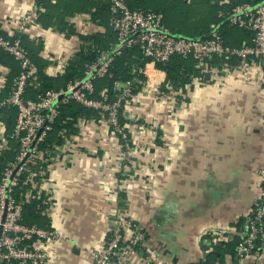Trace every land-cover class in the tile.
I'll list each match as a JSON object with an SVG mask.
<instances>
[{
  "label": "crops",
  "instance_id": "1",
  "mask_svg": "<svg viewBox=\"0 0 264 264\" xmlns=\"http://www.w3.org/2000/svg\"><path fill=\"white\" fill-rule=\"evenodd\" d=\"M37 1L0 0V32L10 34ZM43 1L65 25L37 18L23 35L54 77L91 45L80 35L113 29L108 0ZM175 1L145 0L140 8L165 15ZM224 64L193 61L179 85L161 72L160 84L136 89L119 112L128 146L100 115L80 117L58 144L32 153L25 196L41 199L47 224L60 231L59 239L34 240L45 264H91L86 249L103 246L118 216L131 221L128 234L143 235L138 256L124 264H264V249L246 257L229 251L264 189V72L251 60ZM9 74L0 62V98ZM3 128L0 120V152Z\"/></svg>",
  "mask_w": 264,
  "mask_h": 264
},
{
  "label": "built area",
  "instance_id": "2",
  "mask_svg": "<svg viewBox=\"0 0 264 264\" xmlns=\"http://www.w3.org/2000/svg\"><path fill=\"white\" fill-rule=\"evenodd\" d=\"M108 1L109 25L116 34L115 42L99 50L91 62L84 64L82 77L70 80L64 89L46 90L36 99L23 97L28 82L36 79L37 67L21 39L24 31L36 24L37 8L23 14L10 34L0 33V49L12 56L20 66L10 94L0 101L1 106L16 107L13 135L19 143L15 160L8 164L0 182V264H45L46 253L35 248L33 241L60 238V231L56 228L22 223L21 203L12 198L11 191L27 169L32 153L38 148L37 144L51 129L61 104L73 100L81 106L99 111L103 120L128 146L129 134L119 121L120 108L124 101L133 97L136 85L148 88L163 81L159 74L165 71L155 67L157 62H165L172 55L190 57L202 66L214 57L225 64L233 59L242 62L251 60L258 63L264 72V0L256 4L236 3L225 13L228 26L251 33L250 41L243 42L239 47L226 45L219 27H212L206 37L187 38L172 33L160 12L131 8L127 0ZM133 46H137L143 57L147 58L143 67L132 70L142 74L143 78L137 75L125 82L115 80L112 84L115 97L112 100L107 96V88L100 91L99 97H94L95 80L108 73L113 59L122 48ZM149 67L157 72L153 79L149 77ZM130 227L128 218L118 216L103 246L86 249L91 264H124L137 257L143 235L141 232L128 234ZM258 248L264 249V189L259 202L246 217L244 233L234 245L235 253L240 257L249 256Z\"/></svg>",
  "mask_w": 264,
  "mask_h": 264
},
{
  "label": "trees",
  "instance_id": "3",
  "mask_svg": "<svg viewBox=\"0 0 264 264\" xmlns=\"http://www.w3.org/2000/svg\"><path fill=\"white\" fill-rule=\"evenodd\" d=\"M210 6V16L209 21L206 22L202 27L193 26L192 16L187 19L188 21L178 20L176 14L174 15L173 10L175 5L173 3L167 4L165 15H163L164 23L169 27V30L179 36L187 38H201L206 37L212 27H219L226 45L230 47H239L243 42H249L251 33L227 25L225 20V13L236 3L248 2L251 4L259 3L261 0H228L222 3H215L211 0H207ZM128 5L131 8H140L145 0H127ZM182 2V1H181ZM183 3V2H182ZM169 6L170 9L168 8ZM41 7L45 8L44 12H41ZM222 9L223 11L216 12V8ZM106 9V8H105ZM107 9L109 13V1L107 3ZM43 10V9H42ZM37 11H38V22L42 24H55L63 26L64 15L55 16L54 13L50 10L43 0L37 1ZM160 12V9L153 10ZM216 12V13H215ZM162 13V12H161ZM188 13V11L186 12ZM208 17V15H206ZM98 17H94L96 19ZM109 19V17H108ZM63 24V25H62ZM168 24L182 25L187 24L189 30L185 33L173 31L172 27ZM211 25V26H210ZM2 33V32H0ZM3 34V33H2ZM105 36L100 35H80V38L84 41L90 40L91 45L87 50H82L75 61H72L65 68L64 74L57 76H49L45 72L46 62L38 56V46H35L33 43L25 40V36L22 35V44L28 50L30 59L37 67L36 79L28 82L23 97L28 99H36L38 94L45 92L46 90H60L66 88L67 83L74 78H80L83 76V68L85 63L91 62L97 52L101 49L108 48L109 45L116 40V34L110 30ZM147 58L143 57V54L137 46L125 47L120 50V53L115 56L113 59L108 73L97 80L94 83V97H99L100 91L103 88H107V96L109 100H112L115 97V92L112 91V84L115 80L127 81L132 79L135 76L143 78L142 74L133 72V69H138L143 67ZM193 59L183 58L179 55H172L165 62H157L155 67L165 71L167 84L169 85H179L181 80H186L187 75L190 73L193 66ZM0 62L8 65L10 67V74L7 77L5 87L3 89V96L0 98V101L3 98H6L10 94L11 87L13 85V79L17 76L20 71V66L16 60L13 59L8 53L0 49ZM195 62V61H194ZM140 88L139 85L134 87V91ZM17 110L13 105L10 106H1L0 105V120L3 124V130L6 137L7 148L0 152V182L3 177V173L7 168L8 164L15 160L19 143L18 140L14 137V127L16 122ZM100 116L99 111L81 106L77 102L70 100L65 104H61L59 114L51 124V129L46 133L45 137L37 144L39 149L49 148L53 143L58 144L61 140V136L67 132L71 131L74 128V125L77 123L80 117H86L91 119H98ZM120 124L123 125V118L121 114L119 115ZM26 173L23 172L17 181V183L12 187L11 195L16 202L21 203V222L26 225H37L41 228H48L49 225L45 220V215L42 214V200L35 199L33 192L30 194L31 198L27 200L26 198ZM220 242L219 246L215 245L216 253H219L222 244ZM236 242L230 243V252H235L234 245ZM233 244V245H232ZM207 263V261H203ZM201 263V262H199ZM195 263V264H199ZM208 264H213L209 263Z\"/></svg>",
  "mask_w": 264,
  "mask_h": 264
},
{
  "label": "rangeland",
  "instance_id": "4",
  "mask_svg": "<svg viewBox=\"0 0 264 264\" xmlns=\"http://www.w3.org/2000/svg\"><path fill=\"white\" fill-rule=\"evenodd\" d=\"M175 1V0H174ZM184 1V0H183ZM173 3V2H172ZM207 0H188L186 4L182 5L181 0H177L174 2L175 8L173 10L174 15L176 14V18L178 20L188 21L190 16H192L193 26L202 27L206 22L209 21L210 16V6ZM184 6V7H183ZM188 11V13H186ZM208 15V17H206ZM172 27L173 31L185 33L188 31L189 26L187 24L182 25H174L168 24ZM237 28V27H235ZM228 243V241H226ZM34 244V241H33ZM217 245V243H215ZM35 248H39L34 246Z\"/></svg>",
  "mask_w": 264,
  "mask_h": 264
},
{
  "label": "bare ground",
  "instance_id": "5",
  "mask_svg": "<svg viewBox=\"0 0 264 264\" xmlns=\"http://www.w3.org/2000/svg\"><path fill=\"white\" fill-rule=\"evenodd\" d=\"M149 70H151V72L157 74L156 70H153L151 67L148 68V74H149V77H150L151 79H153L154 77H156V76L152 75V74L150 73Z\"/></svg>",
  "mask_w": 264,
  "mask_h": 264
},
{
  "label": "water",
  "instance_id": "6",
  "mask_svg": "<svg viewBox=\"0 0 264 264\" xmlns=\"http://www.w3.org/2000/svg\"><path fill=\"white\" fill-rule=\"evenodd\" d=\"M4 216H5V213H3V215H2V221H3V219H4Z\"/></svg>",
  "mask_w": 264,
  "mask_h": 264
}]
</instances>
